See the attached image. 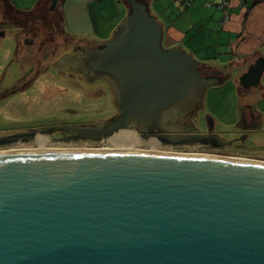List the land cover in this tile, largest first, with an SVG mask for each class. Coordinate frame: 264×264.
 I'll return each mask as SVG.
<instances>
[{
  "label": "water",
  "instance_id": "obj_1",
  "mask_svg": "<svg viewBox=\"0 0 264 264\" xmlns=\"http://www.w3.org/2000/svg\"><path fill=\"white\" fill-rule=\"evenodd\" d=\"M127 2L115 36L82 61L112 79L120 115L103 131L38 133L107 137L132 119L155 124L191 90H204L199 64L164 49L157 20ZM263 72L258 59L239 86L257 87ZM36 134L4 136L0 146ZM0 264H264V164L147 152L0 153Z\"/></svg>",
  "mask_w": 264,
  "mask_h": 264
},
{
  "label": "rangeland",
  "instance_id": "obj_2",
  "mask_svg": "<svg viewBox=\"0 0 264 264\" xmlns=\"http://www.w3.org/2000/svg\"><path fill=\"white\" fill-rule=\"evenodd\" d=\"M17 1L21 3L13 6L17 10L33 9V6L30 8L25 6L23 0ZM53 14L59 17L56 11ZM40 20L43 22V28L39 32H37L38 24H32L36 30L35 35L34 32L24 35L20 30L8 28L4 32L5 35L0 37V138L25 133L27 129L33 131L42 127H59L60 124L80 125L79 127H91L92 124L100 126L116 116L117 100L112 87L104 81L86 80L89 70H94L82 64L83 60H87V53L90 52L85 50V47L98 44L79 41L64 33L61 34L60 29L53 28L50 14L44 18L39 17L36 22ZM41 44L45 47L40 46ZM76 47L83 50L81 52L75 50ZM30 57L41 59L42 67L37 76L33 74L34 71H29L27 59ZM21 63H25V67ZM76 70L83 75L81 76ZM199 71L204 75L212 73L200 67ZM94 72V79L101 76L100 72ZM226 73L231 75L230 71ZM26 82L28 84L24 86ZM14 89H17L16 92H10ZM251 96L253 95L249 90H244L236 83L235 74L228 82L226 80L208 82L202 94L189 95L191 99H187L188 105L179 109L183 112L182 119L186 121L184 126H193L197 132H205L211 128V131L218 134L223 141L236 140L235 143L224 149L202 147L197 144L175 146L161 142L155 147L156 152L187 156L212 155L256 164L264 163V117L261 114L260 120L254 117L252 119L248 114L243 113L247 99ZM126 129L135 131L132 127ZM175 130H179L177 126ZM36 133L38 134V131ZM139 134L146 135L144 132ZM46 136L49 137L44 145L46 149L65 151L114 149L110 141H105L106 137L97 142L85 138L54 144L52 140L57 139L59 133L55 135L57 137L51 134ZM39 148L33 137L0 146V152L35 151ZM139 149L141 147H136V150ZM144 150L151 151L152 148L147 146Z\"/></svg>",
  "mask_w": 264,
  "mask_h": 264
},
{
  "label": "crops",
  "instance_id": "obj_3",
  "mask_svg": "<svg viewBox=\"0 0 264 264\" xmlns=\"http://www.w3.org/2000/svg\"><path fill=\"white\" fill-rule=\"evenodd\" d=\"M23 1L28 8L41 5L49 9L53 0ZM137 1L161 26L163 48L184 50L200 69L212 72L209 82H228L235 74L238 83L258 59L264 60V0H228L230 19L224 25L220 24V0H210L208 7L204 0ZM8 2L21 5L17 0ZM49 11L61 16L68 34L99 46L115 36L130 6L127 0H57L55 9ZM249 92L253 96L247 99L243 113L260 120L261 114L264 117V72Z\"/></svg>",
  "mask_w": 264,
  "mask_h": 264
},
{
  "label": "flooded vegetation",
  "instance_id": "obj_4",
  "mask_svg": "<svg viewBox=\"0 0 264 264\" xmlns=\"http://www.w3.org/2000/svg\"><path fill=\"white\" fill-rule=\"evenodd\" d=\"M100 47H101V45L97 49H94V50H98ZM89 72L90 73H88L86 75L87 76V78H86L87 81H91L92 82V81L95 80V81L107 82L112 87L114 92L116 93V100H117L116 101L117 102V107H116L117 113H116V116L114 115V117H112L108 122H106V123H104L103 125H100V126H96V125L92 124L91 127H79L80 125L70 126V125H66V124H60L61 126H59V127L91 128V129L98 128L99 130L103 131L107 124H109L111 121H113L115 118H117L120 115V113H119L120 110H119V105H118L119 96H118V93L115 90V87L113 85L112 79L109 76H107L105 73L102 74L101 72H100L101 76L99 78H97V79H94L93 78V74L95 72L94 71H90V70H89ZM200 74L207 81L212 76L211 74L210 75H206V73L204 75V74H202V72H200ZM89 76L92 77V78H89ZM25 84L27 85L28 82H26ZM26 85H24V86H26ZM16 90L17 89H14V90H11L10 92L14 93V92H16ZM200 90L199 89H197V91H196V89L191 90L186 95L185 99L181 100V104H177L174 107L165 110L164 113L161 115V118H160L159 122L157 121V123H155V124H148V123L139 122L137 119H132L130 121L128 127H132V128H134V130H138L139 129V130L145 131L150 136H152V135L156 136V137H158L161 140L162 143H165L167 145H175V146L192 145L190 143L173 144L172 140L179 139V138H181L183 136H186V135H202V136H205V137L209 138L208 144H198V143H196L197 145H201L202 147H214V148H224V149H226L227 146L235 143L236 140H234L232 142H225L219 137L218 134L213 133L211 131V128L208 129L205 132H197L194 129L193 126H190V125H188V127L184 126V123H186V121L182 119L183 112H180L182 110H179V109L181 107H184L185 105H188L187 99H191V98H189V95H191V94L200 95V93L202 94L203 91H200ZM190 102H191V100L189 101V103ZM178 103H180V102H178ZM191 120H192V117L189 119L190 123H191ZM143 124L144 125L148 124V125H146V127H148V128H145V130H143L144 129L143 126H142ZM175 126H177L179 130H175ZM41 129H43V127ZM41 129L38 128V129L33 130V131H32V129H27V130H25V133L37 132V131H39ZM57 133H59V137L55 136ZM50 134L53 135L54 137H57V139H59V140H57V139L52 140V141H54V144H62V142L66 143L67 141L85 139V138L86 139H91V140L97 142L99 139L104 137V136H101L100 134L99 135L91 134V135H87V136L86 135H81L78 132H74L73 130H69L67 132L53 131ZM27 139H29V138H27ZM27 139H25V140H27ZM25 140H22V141H25ZM58 142H60V143H58Z\"/></svg>",
  "mask_w": 264,
  "mask_h": 264
},
{
  "label": "trees",
  "instance_id": "obj_5",
  "mask_svg": "<svg viewBox=\"0 0 264 264\" xmlns=\"http://www.w3.org/2000/svg\"><path fill=\"white\" fill-rule=\"evenodd\" d=\"M44 9H46V10H44ZM53 13L54 12H50L47 7H41V5H37L35 9L29 10V11H19L15 7H13L12 4H10L8 2V0H0V37L4 35L5 30H7L8 28H15L16 30H20L21 32L24 33V35H27L28 33H32V32H34L33 35H35L36 30L32 27V24H35V23L38 24L37 32H39V30L40 29L42 30V28H43V24H42L43 22L41 20L39 22H36V21L38 20L39 17L44 18V17H47L49 14L52 17V22H53L52 25H53L54 29H60L61 34L64 33L65 35H67L69 37H74L65 31V29L63 27L61 16L60 15H59V17L54 16ZM40 24L42 26H40ZM74 38L79 40V41L88 42V40H84V39L76 38V37H74ZM16 39H17V37H16ZM40 46L45 47L43 44H41ZM99 46L98 45H92L89 47H85V50L91 51V50L97 49ZM16 47H17V40H16ZM16 50H17V48H16ZM75 50H78L81 52L83 50V48L76 47ZM39 51H42V50H39ZM27 60H29L28 61L29 71L30 70L32 72L34 71L35 72V73H33L34 75H39L40 74L39 71L42 67L41 61H40L41 59H36V58L34 59V58L30 57ZM21 64L23 65V67H25V63H21ZM26 72H28V71L26 70ZM76 72L78 73L79 71L76 70ZM79 74L81 76L83 75L81 72H79Z\"/></svg>",
  "mask_w": 264,
  "mask_h": 264
},
{
  "label": "bare ground",
  "instance_id": "obj_6",
  "mask_svg": "<svg viewBox=\"0 0 264 264\" xmlns=\"http://www.w3.org/2000/svg\"><path fill=\"white\" fill-rule=\"evenodd\" d=\"M146 125L148 124H143V130H145ZM139 132H144L146 135H141ZM149 134L146 133L145 131L142 130H135V131H129L127 129H118V130H113L110 132V134L105 138V141H110L112 145L114 146V149L112 150H96L99 152H147V153H158L155 150V147L161 143V140L156 137V136H148ZM48 136L44 134H36L34 137V141L39 145V149L35 151H60L61 149H46L44 145L48 141ZM104 141V140H103ZM151 147V151H145L144 147ZM136 147H141V149L136 150ZM68 151H81V150H68ZM7 152V151H6ZM9 152H15V151H9ZM18 152H33V151H18ZM94 152V151H92ZM1 154L4 152H0ZM8 153V152H7ZM161 154V153H160ZM174 155V154H170ZM177 155V154H175ZM178 156H187V155H178ZM190 157H212V158H221V157H216L212 155H188ZM227 160L231 161H238V162H250L246 160H240V159H231L227 158ZM257 164H264V163H257Z\"/></svg>",
  "mask_w": 264,
  "mask_h": 264
},
{
  "label": "built area",
  "instance_id": "obj_7",
  "mask_svg": "<svg viewBox=\"0 0 264 264\" xmlns=\"http://www.w3.org/2000/svg\"><path fill=\"white\" fill-rule=\"evenodd\" d=\"M204 5L208 7L210 5V0H204ZM218 6L222 10V18L220 20V24L224 25L230 19L229 13L227 11L228 0H220Z\"/></svg>",
  "mask_w": 264,
  "mask_h": 264
}]
</instances>
